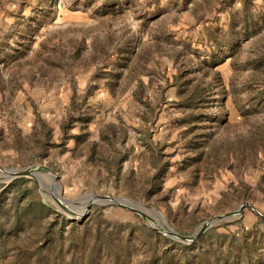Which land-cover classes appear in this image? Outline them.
Instances as JSON below:
<instances>
[{"label":"rangeland","instance_id":"rangeland-1","mask_svg":"<svg viewBox=\"0 0 264 264\" xmlns=\"http://www.w3.org/2000/svg\"><path fill=\"white\" fill-rule=\"evenodd\" d=\"M0 264H264V0H0Z\"/></svg>","mask_w":264,"mask_h":264},{"label":"water","instance_id":"water-1","mask_svg":"<svg viewBox=\"0 0 264 264\" xmlns=\"http://www.w3.org/2000/svg\"><path fill=\"white\" fill-rule=\"evenodd\" d=\"M41 170L50 171V169H48V168H46L44 166H28V167H25L23 169H9V170H7V173L10 176H20V175H33L34 176V174H36L38 171H41ZM93 198L95 199V201H109V202H112V203H115V204H118V205L129 207V208H131V209H133L135 211H139L137 208L132 207L131 205H128L127 200H125V199L112 198V197H108V196H97V197H93ZM242 209H243V206H241L237 211H235L233 213H227V214L219 216V217H217L215 219H212L211 222L216 221V220H221V219H228V218L236 215L237 213H239ZM204 225H202L200 227V229L194 234L192 239H195L199 235V233L201 231H203ZM179 237L183 241L187 240V238H185L183 236H179Z\"/></svg>","mask_w":264,"mask_h":264},{"label":"bare ground","instance_id":"bare-ground-1","mask_svg":"<svg viewBox=\"0 0 264 264\" xmlns=\"http://www.w3.org/2000/svg\"><path fill=\"white\" fill-rule=\"evenodd\" d=\"M93 197V196H92Z\"/></svg>","mask_w":264,"mask_h":264}]
</instances>
